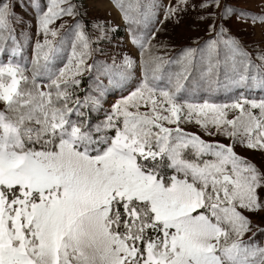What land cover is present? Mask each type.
I'll use <instances>...</instances> for the list:
<instances>
[{
	"label": "snow or ice",
	"instance_id": "1",
	"mask_svg": "<svg viewBox=\"0 0 264 264\" xmlns=\"http://www.w3.org/2000/svg\"><path fill=\"white\" fill-rule=\"evenodd\" d=\"M253 5L114 0L125 50L86 0H0V264H264ZM185 17L205 35L162 54Z\"/></svg>",
	"mask_w": 264,
	"mask_h": 264
},
{
	"label": "rangeland",
	"instance_id": "2",
	"mask_svg": "<svg viewBox=\"0 0 264 264\" xmlns=\"http://www.w3.org/2000/svg\"><path fill=\"white\" fill-rule=\"evenodd\" d=\"M26 2V0H25ZM86 3L89 5V12H88V18L91 19L93 17L108 20L112 22L113 26H118L119 31L113 35L112 44L115 45L117 42L123 39V48L125 50H133V46L131 44L130 39L128 38V32L126 29V26L124 24V21L122 19L121 13L119 10L114 6V0H86ZM259 0H254V5L258 4ZM17 14L22 17L25 21H28L31 19V12L27 9H22L18 7L16 9ZM61 21H58L56 23V26L59 27V24ZM167 32L166 34L162 35L160 39L167 40L168 46L167 49L162 50V54L168 55V56H175L178 52L177 50L185 47V46H194L193 41L199 37H203L205 35V32L203 31L202 26L197 27L195 22L191 20L188 17H185V19L181 22L179 26H173L172 24L166 25ZM33 33L35 32V24L34 21L31 25L30 29ZM118 50V49H117ZM179 55V53H178ZM6 59V57H4ZM177 70V69H175ZM259 93H257V96ZM109 99H114L113 97H109ZM223 97H220V100L218 102H222ZM186 131L189 132H199V129L197 126L194 125H188L186 126ZM205 139H221L222 142H227L226 140H223V138H209V137H203ZM237 152L245 157H254L256 161L260 160V154L244 151L240 148L237 149ZM253 220V223H260L261 227H264V223H261L259 217H251ZM252 236V233H246L245 239ZM256 241L260 242L261 244H264V234L257 233L255 237Z\"/></svg>",
	"mask_w": 264,
	"mask_h": 264
},
{
	"label": "trees",
	"instance_id": "3",
	"mask_svg": "<svg viewBox=\"0 0 264 264\" xmlns=\"http://www.w3.org/2000/svg\"><path fill=\"white\" fill-rule=\"evenodd\" d=\"M175 56H178V52L176 53V55ZM173 70H175V69H173ZM178 70V69H177Z\"/></svg>",
	"mask_w": 264,
	"mask_h": 264
}]
</instances>
